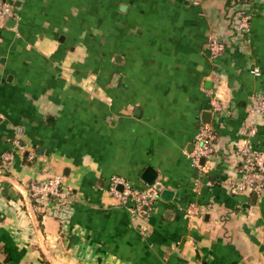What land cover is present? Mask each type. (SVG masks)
<instances>
[{
	"label": "crops",
	"instance_id": "crops-1",
	"mask_svg": "<svg viewBox=\"0 0 264 264\" xmlns=\"http://www.w3.org/2000/svg\"><path fill=\"white\" fill-rule=\"evenodd\" d=\"M4 1L0 264H264V191L232 187L239 148L264 151L248 110L264 93V0L244 31L226 0ZM204 123L215 140L198 168ZM147 167L158 199L131 212L110 178L142 189ZM53 176L66 197L34 207L29 183Z\"/></svg>",
	"mask_w": 264,
	"mask_h": 264
},
{
	"label": "built area",
	"instance_id": "built-area-1",
	"mask_svg": "<svg viewBox=\"0 0 264 264\" xmlns=\"http://www.w3.org/2000/svg\"><path fill=\"white\" fill-rule=\"evenodd\" d=\"M259 0H245V3L237 5L235 10V27L237 30H246L249 25L250 16L246 12V7L256 4ZM13 11L10 4L0 0V22L12 16ZM208 55L211 58L217 57L224 49L222 42L211 40L208 42ZM214 111L220 110L219 102L212 101ZM248 110L257 112L264 120V93L256 94L250 98ZM250 133L254 134L255 129L250 128ZM215 133L208 123L199 126L195 138L194 148L189 153L192 165L203 168L201 160L209 158L213 152ZM10 155L3 154L0 161L5 163ZM237 158L239 162V177L232 185L233 189L240 193L262 194L264 191V151L254 150L248 143H244L238 150ZM118 186L122 189L119 190ZM109 192L118 203L126 206L131 212L143 213L148 207L158 199L159 190L155 186H147L138 189L130 185L120 177L112 176L109 182ZM28 195L38 203H46L48 200L60 201L66 197V191L61 186V179L53 176L44 180L31 181L28 185ZM187 217L197 216L200 208L195 203H190L185 207ZM1 225V220H0Z\"/></svg>",
	"mask_w": 264,
	"mask_h": 264
},
{
	"label": "water",
	"instance_id": "water-1",
	"mask_svg": "<svg viewBox=\"0 0 264 264\" xmlns=\"http://www.w3.org/2000/svg\"><path fill=\"white\" fill-rule=\"evenodd\" d=\"M114 79H116V78H114ZM205 114L208 115L209 113H205ZM207 120H208V119H207ZM207 120H206V121H207ZM201 163H203V160H201ZM142 177H143L144 181H145L148 185L157 187V186L155 185V183H154V182H155V179H156V172L154 171V169H152L151 167H147V168L144 170V172H143V174H142ZM118 189L121 190L122 187H121V186H118ZM171 194H172V191H169V190H163V191L161 192V198L164 199V200H169ZM165 196H166V197H165ZM254 197H255V195H254Z\"/></svg>",
	"mask_w": 264,
	"mask_h": 264
},
{
	"label": "trees",
	"instance_id": "trees-1",
	"mask_svg": "<svg viewBox=\"0 0 264 264\" xmlns=\"http://www.w3.org/2000/svg\"><path fill=\"white\" fill-rule=\"evenodd\" d=\"M245 0H226V2H227V6H231V15H235V13H237L238 11L237 10H235L234 8H236V6L237 5H240V4H242V3H245L244 2ZM30 201H31V203H32V205L34 206V207H36V202L32 199V198H30Z\"/></svg>",
	"mask_w": 264,
	"mask_h": 264
}]
</instances>
